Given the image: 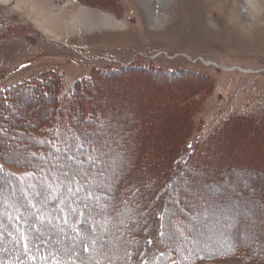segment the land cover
<instances>
[{"label":"rangeland","instance_id":"374dc122","mask_svg":"<svg viewBox=\"0 0 264 264\" xmlns=\"http://www.w3.org/2000/svg\"><path fill=\"white\" fill-rule=\"evenodd\" d=\"M62 97L85 106L67 114L88 151L77 152L75 138L58 145L73 158L44 154L28 140L29 131L51 123ZM254 120L264 121V0H0V159L18 173L27 160L42 163L49 183L52 175L79 172L69 183L41 187H55L63 199L80 186L89 192L80 194V207L93 206L91 218L110 221L92 237L107 240L108 251L93 241L89 256L76 235L63 237L54 223L43 229L54 234L49 246L61 244L53 254H69L71 264L128 252L112 233V212L103 209L124 176L134 173L136 181L142 160L151 172L155 161L165 163L161 157L208 134L198 182L177 180L187 183L189 206L199 210L184 218L191 234L179 246L197 254L195 264H264V129ZM152 146L159 159H137ZM41 211L37 225L46 217Z\"/></svg>","mask_w":264,"mask_h":264},{"label":"trees","instance_id":"16d2710c","mask_svg":"<svg viewBox=\"0 0 264 264\" xmlns=\"http://www.w3.org/2000/svg\"><path fill=\"white\" fill-rule=\"evenodd\" d=\"M143 69L145 68L143 67ZM32 82H29L31 83L29 86H32L31 92L34 93L37 87H33ZM92 83L94 82L90 84ZM12 90L10 87L5 92L8 94ZM3 96L6 99L5 104H9L7 95L4 94ZM62 100L63 103L59 100V106L54 108L56 114L50 120L51 123L41 124L42 126L37 130L39 133H35L33 130L29 131L28 140L31 142L35 140V143L38 141L36 146L44 154V151L52 150L53 152L62 153L63 157L73 158V150H69L67 147L61 148L58 145L61 142L68 143L74 138L76 141L73 132L77 133V131L67 113L73 114V117H75L74 112L76 110L80 112L81 108L84 111L85 106L78 102L75 108L77 102L75 98L66 100L65 97H62ZM172 101L174 102V98ZM172 101L169 102L172 103ZM60 113H66V116H61ZM241 117L249 120L248 115H241ZM64 121H67L68 124L66 125ZM87 121H92V119L87 117L85 122ZM253 123L254 127L264 129L263 120H254ZM68 128L71 131L64 133L63 131ZM212 138L213 136L209 134L199 136L194 142L185 144L183 150L176 149L177 152L164 155L160 159L166 160L167 158L168 161L166 160L165 163L155 161L156 164L152 167L151 172L149 169L147 171V168H144L146 163L142 160L137 167L138 179L136 181L132 179L134 173L124 176L123 185L117 188L114 197H110V206L107 205L103 209L112 212V233L114 235L117 232L120 234L121 237L118 238V241H121L122 246L128 248L129 251L123 249L126 252L123 253V256L120 255L121 258L115 257L113 261L106 260L95 264L196 263L197 254L193 251H185L184 248L179 246L178 241L182 239L181 237L184 238L185 242L189 241L191 233L187 234L188 230L185 229L184 221L194 217L199 210L197 207L192 208L189 206L193 198L188 200L186 197L189 194L187 183L177 184V180L184 177L186 180L194 179L198 182V177L203 169L198 166V162L201 161L200 164L206 162L207 157L210 155L207 147L212 142ZM81 146L83 147L81 148ZM75 148L77 152L88 151L81 142L77 141L75 142ZM148 154H156V158L159 155L152 146L151 149L137 155V159L145 158ZM261 157L264 159V154H261L259 158ZM94 161L96 163V160ZM25 162L23 171L18 173L0 159V195L8 197L6 199L0 198V264H71L67 259L69 254L59 249L57 254H53L52 250L58 243H52L49 246L50 237L54 234L49 236L47 235L48 232L45 233L43 229L52 223L56 224L53 227L55 230H65L67 236L62 234V236L65 235L63 237H68V234L79 237L82 254L89 256L91 243L95 241L92 240V237L96 235L98 229L102 228L103 224L110 225V221L107 223L91 218L92 215L90 214L94 211L93 206L88 208V204H86L80 207L81 195L83 198V196H88L89 193L81 189L80 186L72 191L74 193L72 198L66 197L63 199L58 198L60 194L55 187L51 189L50 193L44 191V188L41 187L44 184L59 186V184L69 183L66 177H76L75 171L64 172L63 176L52 175L50 179L54 178V180L52 179V183H49V176L41 175L42 163H30L28 160ZM80 164L84 166L91 165ZM31 186L40 190L34 191L32 194L28 193L26 190H29ZM134 187L136 192L131 190ZM64 195H67L66 191ZM90 199V202H93L95 198L90 196ZM43 202L47 204V208H43ZM120 204L125 205L124 213L126 212L127 215L122 212L118 213L117 207L119 208ZM84 208H87V211H84ZM40 210H43L41 214L44 213L46 217H43L42 224L37 225L36 220H42L36 213ZM176 218H179V220L175 221ZM103 231L109 233L107 228ZM66 240L64 244L68 245V239ZM71 243H74V241H71ZM127 253H130V255L126 256ZM7 259H11L12 263H8ZM91 261L88 260L86 264H94Z\"/></svg>","mask_w":264,"mask_h":264},{"label":"snow or ice","instance_id":"6c2138e0","mask_svg":"<svg viewBox=\"0 0 264 264\" xmlns=\"http://www.w3.org/2000/svg\"><path fill=\"white\" fill-rule=\"evenodd\" d=\"M82 147H83V146H81V148H82ZM94 147H95V146H94ZM95 150H97V151H102V149H100V148H98V147H96ZM85 155H87V154H85ZM89 159H91V158H89ZM93 164H95V161H93ZM79 174H80L79 172L76 173V175H79ZM101 175H102V173H101ZM66 178H67L68 180H73V177H72V176H67ZM73 182H74V181H73ZM94 243L99 244L100 248L103 249L105 252H107L108 249H109V244H108L106 241H104L102 238H101L100 240H98V241H94ZM85 251H86V249H85Z\"/></svg>","mask_w":264,"mask_h":264},{"label":"bare ground","instance_id":"6f19581e","mask_svg":"<svg viewBox=\"0 0 264 264\" xmlns=\"http://www.w3.org/2000/svg\"><path fill=\"white\" fill-rule=\"evenodd\" d=\"M208 1H209V0H208ZM225 1H226V0H225ZM235 9H236V8H233V9H232V13L234 12ZM105 19H106V18H105ZM106 21H108V22L111 23V24H112V23H113V24L115 23L114 21H112L111 18H107ZM87 22H89V21H87ZM237 22H239V21H237ZM238 25H239V24H238ZM103 26H104V24H103Z\"/></svg>","mask_w":264,"mask_h":264}]
</instances>
